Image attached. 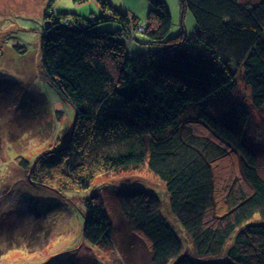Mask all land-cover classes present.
<instances>
[{"label":"trees","instance_id":"trees-1","mask_svg":"<svg viewBox=\"0 0 264 264\" xmlns=\"http://www.w3.org/2000/svg\"><path fill=\"white\" fill-rule=\"evenodd\" d=\"M56 1L49 0L44 13L41 67L74 106L76 120L64 146L32 164L24 156L16 159L26 180L61 194L89 192L101 173L147 164L166 184L171 213L196 257L184 250L160 196L134 182L110 192L118 203V225L128 229L120 237L101 194L84 197L85 241L117 249L127 264L135 262L136 237L146 244V264H264V175L252 148L253 114L241 100L214 110L208 105L229 98L241 75L252 105L264 109V0H181L196 31L176 37H169L172 15L164 0H149L145 24L109 0H96L100 15L90 16H70L53 7ZM110 21L119 26L102 27ZM134 42L148 47L135 48ZM15 48L26 52L19 43ZM1 92L0 85V114L19 105L18 94ZM232 152L239 157L237 177L220 212L215 164ZM40 209L31 226L28 210H0L6 240L0 256L23 243L17 230L34 237L44 227ZM63 260L49 264L76 262Z\"/></svg>","mask_w":264,"mask_h":264},{"label":"rangeland","instance_id":"rangeland-1","mask_svg":"<svg viewBox=\"0 0 264 264\" xmlns=\"http://www.w3.org/2000/svg\"><path fill=\"white\" fill-rule=\"evenodd\" d=\"M109 1L119 10L136 15L140 23L144 22L149 11V0ZM164 1L172 15L169 37L179 36L183 31L192 36L196 31V23L191 11L183 10L181 0ZM48 2L49 0H0L1 90H8L11 97L18 94L17 97L21 98L16 100L18 106L13 105L0 114V210H28L26 223L31 226L35 216L37 217L38 208H41L40 217L44 224L34 237L28 234L24 237L17 230L18 238L23 243L4 252L0 256V264H49L55 259L70 257L76 261L75 264H127L121 259L117 249H100L85 241L82 236L85 222L83 201L92 191L103 197L106 208L117 225L119 237L128 231L121 224L118 225V203L110 193L114 186L124 182L142 184L160 196L163 212L181 235L184 250L196 257L191 239L171 213L166 184L147 164L101 173L92 182L89 192L72 190L61 194L48 187L33 186L26 180L16 159L24 156L32 164L42 153L64 146L71 136L76 120L74 106L44 76L41 67V37ZM91 2L79 4L74 0H57L53 7L69 13L70 16H74V13L97 15L99 4L94 0L93 9ZM101 25L111 29L119 26L113 21L103 22ZM140 34L145 36L143 32ZM18 43L26 46L25 53H20L15 48ZM133 44L139 49L148 47L136 42ZM235 100L245 103L253 114V122L259 131L253 132L255 137L252 139V148L258 155L259 170L264 175V109L257 110L252 105L250 90L241 75L237 78L229 98L220 99L218 102L214 99L208 105L212 110L220 109ZM58 111L62 113L59 115ZM238 163V155L232 152L215 164V206L220 212L226 207L227 190L235 182ZM0 243L1 246L6 245L5 237L1 233ZM133 243L136 254L134 264H146L149 259L146 244L139 237ZM173 261L169 264H173Z\"/></svg>","mask_w":264,"mask_h":264},{"label":"crops","instance_id":"crops-1","mask_svg":"<svg viewBox=\"0 0 264 264\" xmlns=\"http://www.w3.org/2000/svg\"><path fill=\"white\" fill-rule=\"evenodd\" d=\"M89 1H92V2H93L94 0H89ZM92 2H91L90 5H91V8L94 9V4H93ZM148 3H149V2H148ZM145 6L147 7V4H146ZM149 6H150V5L148 4V7H149ZM93 9H92V10H93ZM143 21H144L143 24H145V19H144Z\"/></svg>","mask_w":264,"mask_h":264}]
</instances>
